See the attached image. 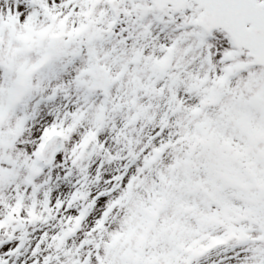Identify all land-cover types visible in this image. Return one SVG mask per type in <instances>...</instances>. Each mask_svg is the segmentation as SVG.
<instances>
[{"label":"snow or ice","instance_id":"1","mask_svg":"<svg viewBox=\"0 0 264 264\" xmlns=\"http://www.w3.org/2000/svg\"><path fill=\"white\" fill-rule=\"evenodd\" d=\"M0 264H264V0H0Z\"/></svg>","mask_w":264,"mask_h":264}]
</instances>
